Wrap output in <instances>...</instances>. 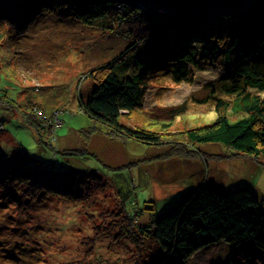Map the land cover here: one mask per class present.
Returning <instances> with one entry per match:
<instances>
[{"label":"rangeland","instance_id":"374dc122","mask_svg":"<svg viewBox=\"0 0 264 264\" xmlns=\"http://www.w3.org/2000/svg\"><path fill=\"white\" fill-rule=\"evenodd\" d=\"M117 27L42 16L14 37L11 49L8 37L0 35L2 96L19 103L18 108L33 100L48 114L63 110L56 141L49 135L41 141L22 112L0 104L1 160H14L18 167L96 173L107 184L104 192L83 202L54 199L27 214L1 195L0 264H139L160 251L150 220L181 201L201 179L224 192L254 187L264 208L263 156L258 161L222 143H192L188 136L190 129L216 118L217 100L233 97L231 82L218 67L193 69L190 79L180 83L169 69L148 73L144 107L123 120L160 132V144L114 139L107 124L84 113L78 96L95 84L97 65L133 44L124 27ZM12 54V65L6 68ZM127 71L140 72L134 63ZM182 104L186 111L169 125L148 115L157 107ZM229 116L236 120L244 114ZM256 165L253 174L249 170ZM111 211L118 215L106 216ZM237 255L234 246L221 241L197 251L186 264H233Z\"/></svg>","mask_w":264,"mask_h":264},{"label":"trees","instance_id":"16d2710c","mask_svg":"<svg viewBox=\"0 0 264 264\" xmlns=\"http://www.w3.org/2000/svg\"><path fill=\"white\" fill-rule=\"evenodd\" d=\"M42 16L109 27L117 23V29L124 27L132 37L130 48L97 65L95 84L78 96L84 113L107 124L112 138L161 143L160 132L123 120V115L144 107L148 73L169 69L173 80L180 83L190 79L193 69L215 66L231 82L233 97L217 100L216 118L190 129L189 139L196 144L222 143L258 161L264 157V95L251 91L264 92V0H251L220 14L159 11L125 0H0V35L8 37L10 47L15 36L22 35ZM129 26L132 29H126ZM13 59V54L6 59V68ZM132 63L140 72L127 73ZM2 94L0 91V104L22 112L25 124L34 128L41 141L46 135L56 141L63 124L62 109L48 114L40 108L42 103L33 100L25 104L26 108H18L19 103ZM186 108L184 104L157 107L148 115L154 121L165 119L169 125ZM229 112L244 116L231 120ZM169 149L172 152V146ZM106 186L96 173L18 167L14 160L0 158V196L24 214L54 199L83 202L104 192ZM192 186L181 201L150 220L148 225L160 251L139 264H186L197 251L221 241L238 252L233 264H264V208L255 188L240 185L224 192L207 179ZM117 215L111 211L106 216Z\"/></svg>","mask_w":264,"mask_h":264},{"label":"water","instance_id":"95a60500","mask_svg":"<svg viewBox=\"0 0 264 264\" xmlns=\"http://www.w3.org/2000/svg\"><path fill=\"white\" fill-rule=\"evenodd\" d=\"M139 4L156 6L167 12H201L223 13L238 8L251 0H125Z\"/></svg>","mask_w":264,"mask_h":264},{"label":"crops","instance_id":"0c3cea01","mask_svg":"<svg viewBox=\"0 0 264 264\" xmlns=\"http://www.w3.org/2000/svg\"><path fill=\"white\" fill-rule=\"evenodd\" d=\"M258 167H259V166H257V165H256V166H253V167H250V168H252V169H251V170H249V171H250L251 173H253V174H254V173H256V171H257ZM250 168H249V169H250Z\"/></svg>","mask_w":264,"mask_h":264},{"label":"bare ground","instance_id":"6f19581e","mask_svg":"<svg viewBox=\"0 0 264 264\" xmlns=\"http://www.w3.org/2000/svg\"><path fill=\"white\" fill-rule=\"evenodd\" d=\"M142 6L145 7L146 5L142 4ZM158 9H159V8H158ZM182 13H183V12H182ZM147 130H149V129H147Z\"/></svg>","mask_w":264,"mask_h":264}]
</instances>
